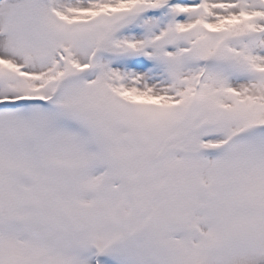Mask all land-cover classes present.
I'll list each match as a JSON object with an SVG mask.
<instances>
[{"label":"snow or ice","instance_id":"snow-or-ice-1","mask_svg":"<svg viewBox=\"0 0 264 264\" xmlns=\"http://www.w3.org/2000/svg\"><path fill=\"white\" fill-rule=\"evenodd\" d=\"M0 264H264V0H0Z\"/></svg>","mask_w":264,"mask_h":264}]
</instances>
